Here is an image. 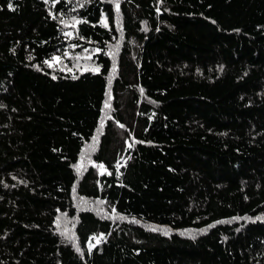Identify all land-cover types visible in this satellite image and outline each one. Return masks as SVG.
I'll return each mask as SVG.
<instances>
[{
  "label": "trees",
  "instance_id": "obj_1",
  "mask_svg": "<svg viewBox=\"0 0 264 264\" xmlns=\"http://www.w3.org/2000/svg\"><path fill=\"white\" fill-rule=\"evenodd\" d=\"M0 264H264V0H0Z\"/></svg>",
  "mask_w": 264,
  "mask_h": 264
},
{
  "label": "rangeland",
  "instance_id": "obj_2",
  "mask_svg": "<svg viewBox=\"0 0 264 264\" xmlns=\"http://www.w3.org/2000/svg\"><path fill=\"white\" fill-rule=\"evenodd\" d=\"M102 23H103L104 25H107V20H106L105 17L103 18ZM59 61H60L59 59L56 60L57 63H59Z\"/></svg>",
  "mask_w": 264,
  "mask_h": 264
},
{
  "label": "snow or ice",
  "instance_id": "obj_3",
  "mask_svg": "<svg viewBox=\"0 0 264 264\" xmlns=\"http://www.w3.org/2000/svg\"><path fill=\"white\" fill-rule=\"evenodd\" d=\"M117 7H119V6L117 5Z\"/></svg>",
  "mask_w": 264,
  "mask_h": 264
}]
</instances>
